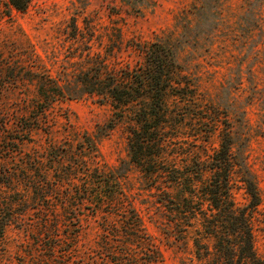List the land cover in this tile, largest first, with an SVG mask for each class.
Masks as SVG:
<instances>
[{"label":"rangeland","instance_id":"374dc122","mask_svg":"<svg viewBox=\"0 0 264 264\" xmlns=\"http://www.w3.org/2000/svg\"><path fill=\"white\" fill-rule=\"evenodd\" d=\"M5 1L0 0V212H14L0 239V264H204L192 241L197 219H189L193 225L179 219L185 236L178 238L179 227L167 222L160 195L129 163L126 119L87 93L39 113L34 86L15 76L20 69L24 78L42 73L75 85L81 71L100 62L115 69L140 67L145 45L181 33L187 40L181 55L199 82L203 114L220 111L231 149L255 182L253 247L264 259V0L257 17L246 12L247 0H216L219 19L210 41L203 33L205 17L194 9L201 0H30L22 11ZM36 113L38 123L32 120ZM222 122L215 129L178 128L169 158L179 165L194 157L208 160ZM122 161L127 170L117 179L121 199L96 209L79 197L84 186L88 197L111 189L86 183V174L96 167L108 173ZM240 176L232 173L231 191L242 206L248 196ZM43 182L52 184L44 201L37 192L42 184L46 190ZM66 194L73 201L65 209ZM128 207L142 220L139 239L125 235L122 209L129 213Z\"/></svg>","mask_w":264,"mask_h":264},{"label":"trees","instance_id":"16d2710c","mask_svg":"<svg viewBox=\"0 0 264 264\" xmlns=\"http://www.w3.org/2000/svg\"><path fill=\"white\" fill-rule=\"evenodd\" d=\"M29 1L6 0L5 3L8 7L22 11ZM215 1L201 0L198 8L194 7L197 13L205 17L208 27L203 33L209 41L213 29L217 27V22L213 21L219 19ZM261 2L263 0H247L248 15L256 16ZM186 45L187 40L182 33L178 37L155 38L142 48L146 58L142 66L115 69L100 62L81 71L75 85L59 83L42 73L24 78L25 72L20 69L15 76L27 79L34 86L37 101L42 103L39 113L55 101L87 93L107 101L118 119H126L129 163L142 172L148 187L160 195L158 201L168 208L167 222H173L179 227L176 234L178 238L185 236L182 235L185 228L180 227L179 219L185 220L188 225H193L188 222L189 219H194V222L197 219L199 226L193 228L195 233L192 241L195 255L205 259L204 264H264V259L256 254L253 247L251 217L259 203L255 182L243 157L231 149L233 142L229 125L219 118L220 111L213 108L212 114L207 110V114H203L205 107L198 92L199 82L190 76L189 62L184 61L181 55ZM32 117L38 123L40 115L36 113ZM204 117L206 120H203ZM218 121H224L218 132V147L208 160L194 157L189 162L183 160L179 165L174 158H169L172 156V144L175 143L173 137L177 136L178 128L207 126L215 129L219 126ZM206 132L209 136L211 130ZM124 162L108 173L100 172L96 167L94 173L86 174V183L93 185L97 181L101 187L112 188L93 190L88 197L89 190L84 186L83 194L79 193V197L89 199L96 209L104 207L103 204L114 203L116 198L121 199L119 193L124 194L117 179L127 170V167L124 169L121 166ZM235 171L240 173V180L248 196L247 203L242 206L235 204L231 191L232 173ZM43 183L47 184L46 190L42 184V190L37 192H40L39 199L44 201V193L52 189V184ZM64 201L66 204L62 205L66 209L73 199L66 194ZM60 203L63 201L60 200ZM51 204L48 203V207ZM122 211L125 215V235L141 238L143 226L139 215L132 207L127 208L129 213H125V209ZM6 212L8 216L0 212V239L4 225L10 221L14 211L6 207ZM208 241L211 242V249ZM125 253L129 254L128 251Z\"/></svg>","mask_w":264,"mask_h":264}]
</instances>
